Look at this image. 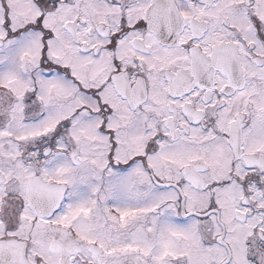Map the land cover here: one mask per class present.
<instances>
[{"label":"snow or ice","instance_id":"6c2138e0","mask_svg":"<svg viewBox=\"0 0 264 264\" xmlns=\"http://www.w3.org/2000/svg\"><path fill=\"white\" fill-rule=\"evenodd\" d=\"M0 264H264V0H0Z\"/></svg>","mask_w":264,"mask_h":264}]
</instances>
